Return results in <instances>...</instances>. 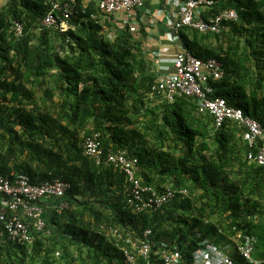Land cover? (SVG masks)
<instances>
[{
    "label": "trees",
    "instance_id": "1",
    "mask_svg": "<svg viewBox=\"0 0 264 264\" xmlns=\"http://www.w3.org/2000/svg\"><path fill=\"white\" fill-rule=\"evenodd\" d=\"M216 1L217 11L236 9L239 23L222 25L217 35L183 29L179 37L193 55L223 62V78L211 82L214 97L264 129V0ZM58 4L72 13L65 18ZM50 14L70 29L46 26ZM115 19L94 1L8 0L0 7V177L70 184L65 198L50 199V233H34L32 247L8 241L0 264H124L109 234L116 228L135 240L151 229L155 247L165 241L186 262L202 239L223 244L230 235L252 234L255 256L263 258L264 169L247 160L251 148L242 130L215 131L194 100L170 103L153 92L158 75L148 28L139 24L132 33ZM96 133L105 154L127 149L139 158L144 186L187 189L188 196L137 212L125 194V174L86 156L84 144ZM140 259L164 264L155 255Z\"/></svg>",
    "mask_w": 264,
    "mask_h": 264
},
{
    "label": "built area",
    "instance_id": "2",
    "mask_svg": "<svg viewBox=\"0 0 264 264\" xmlns=\"http://www.w3.org/2000/svg\"><path fill=\"white\" fill-rule=\"evenodd\" d=\"M144 2L145 0H100L99 7L107 14L125 13L124 15L130 17L133 10H139L144 6ZM163 3V12L168 11V19L170 20L169 35H166L163 40L170 42L175 41L177 43L178 38L176 36L183 29H191L202 34L218 33L223 20H234L237 18L236 13L233 11H225L216 17L211 15L209 12L214 9L216 0H163ZM55 10L61 11L63 8L58 4L55 6ZM70 11L67 8L63 12L65 18L72 13ZM59 19V17L50 14L45 19L44 24L56 27L61 32H67L70 28L68 22L63 19L59 21ZM141 21L145 22L143 18ZM130 31L136 33L137 26L133 24ZM16 34L18 36L22 34L20 26L16 28ZM155 55L162 60L163 53L157 52ZM173 65L174 74L162 75L159 79L160 91L170 100L175 99L176 96L194 99L199 105L200 111H209L216 116L218 125L222 124L226 117L234 120H243L241 111L230 108L223 99L214 100L209 96L212 93V89L207 88L211 71L216 79L221 76L216 71V63H204L193 57L188 51L181 50L175 55ZM246 123L249 128L246 138L252 142L261 134V130L258 124L254 122L246 121ZM88 144L91 148L89 152L94 151L95 142L89 141ZM260 157L262 158L261 163L264 164V150ZM121 166L132 177L131 181H133L134 185L129 187V192L131 191L136 199H140L145 189L134 180L132 172L129 171V165L123 162ZM68 188L69 185L60 179L45 181L42 184L35 185L27 175H19L13 182L0 178V197L5 198V196H8L9 202H4V204L9 207L10 211V216H8L5 208L0 209V228L2 229L3 227V230L9 235V239L14 242L32 243L31 226L33 225L37 231H42L46 225L43 219V202L49 197L62 198ZM171 196L172 194L168 193L164 197L157 199V205L160 206ZM145 207L149 206L145 204L143 208ZM23 217L31 221V224L26 223ZM1 229L0 245L3 243L4 236V231ZM115 233L117 234L118 232L115 231ZM136 247L140 248L145 254L148 253V249H145L146 246L142 247L137 244ZM202 257H204L202 264H206L205 262L211 264L204 254ZM129 261L132 262L133 259L129 258ZM226 264L232 263L227 262Z\"/></svg>",
    "mask_w": 264,
    "mask_h": 264
},
{
    "label": "clouds",
    "instance_id": "3",
    "mask_svg": "<svg viewBox=\"0 0 264 264\" xmlns=\"http://www.w3.org/2000/svg\"><path fill=\"white\" fill-rule=\"evenodd\" d=\"M99 2H100V0H98V3H97L98 6H99ZM216 5H217V1H216ZM216 5L214 6V9L209 12L211 15L216 17L219 14L224 13L225 11H233L236 13L237 18L234 20H229V19L223 20L220 24L221 25L220 32H218V33L202 34V33L197 32V31H195V32L202 34V35H217V34H220L222 32V30H223L222 25L225 26V24H238L239 23L240 13L236 9L230 8V9H226V10H218L217 11L215 8ZM143 7L139 10H133L131 12L130 17L128 15L127 16L124 15L125 13L124 14L123 13L108 14V15L114 16V17H116V19L120 18L121 20H124L125 22L127 20L126 24L128 23L131 26L133 24L136 25L137 31H138V25L139 24H143L146 28H149V26H151L153 23V19L151 17L152 14H150L148 11L143 10ZM102 12H104V11H102ZM105 14H107V13H105ZM124 16H126V17H124ZM142 18L145 20L146 23L141 21ZM154 18H155V16H154ZM225 27H226V29H228L227 26H225ZM188 30H191V29H188ZM169 32L170 31H168L165 34L164 38L166 37V35H169ZM179 33L176 36L178 38L177 43L174 41L175 42V44H174L173 41L170 42V41L165 40V42H167L166 43L167 46L163 45V46H159L158 48L154 47V49H151L150 55H151L152 61L154 63L153 64L154 70L158 75L157 76V83H156V84H158V87H153L152 91L153 92L158 91V94L170 103H173L177 97H180V96H176L175 99L170 100L166 95H164L159 89V81H160L159 79L162 75L166 76V75L174 74V65H173L174 57L178 51L186 50L193 57L197 58L198 60L203 61L204 63H209V62L216 63V65H217L216 71L218 73H220L221 76H220V78L216 79L214 77V74L211 71V74H210L209 79H208V87L207 88H211L212 93L209 96L211 99H214V100L223 99L226 101V99H224V98L214 97L215 89L211 85V82H217L223 78L224 73H225L223 62L220 59L215 58V57L199 58V57L193 55L187 48H185L183 46V44L181 42V38L179 37ZM149 36H151V35H149ZM149 36H148V38H149ZM164 38H162L161 40H163ZM151 39L152 40L154 39L153 36L151 37ZM214 45H215V42H214ZM171 46H172L173 50L171 49ZM167 51H171V53L170 54L166 53ZM157 52L163 53L162 60L155 55V53H157ZM163 65L171 66L170 70H164ZM207 88H206V90H207ZM182 97H185V96H182ZM186 98H189V97H186ZM189 99L194 100L192 98H189ZM226 103L230 108L241 111L243 120H234V119H230V118L226 117L224 119L223 123L218 125L217 124V118L215 115L211 114L209 111H205V112L200 111V107L197 104V102H196V105L198 106V110L201 114L208 115L213 119L215 131H219L220 129H222L226 125H236L239 129H241L242 130L241 137H242L243 141L245 143H247L249 145V147L251 148L250 151H248V153H247V160L249 162H251L252 164H255L258 167L264 169V164L261 163L262 158L260 157V154L264 150V129H263V126L260 124L259 121L255 120L249 116H246L244 111L241 108H236V107L230 106L227 101H226ZM246 121H251V122L258 124L259 129L261 130V134L259 136H257L252 142L246 138V134L249 132V128H248ZM89 141L95 142L96 147L94 148V151L89 152V149H91L89 144H88ZM84 149H85L86 156L94 159L98 165H100V163H102V162H105V164L112 166L115 170H118L119 172L125 174V194H126V197L128 199L129 205L132 208H134V206H135L136 208H134V209L137 212L160 210L164 205L171 203L177 197L178 194H180L182 196H188V193H187L188 190L187 189H183V190L180 189V191H178V190H172L171 188H166L163 192H158V191H153L151 188H149L147 186H144V184H143L144 181L140 178V176H138V173L140 172L139 158L135 157V156H131L127 149L116 150V151L111 150L105 154V152L102 148V145H101V135L99 133H96L95 139L88 138L86 140V142L84 144ZM123 162H125L127 165H129L128 168H129V171L132 172L134 180L136 182H138L143 189H145L144 193L141 194L140 199H136L135 196L132 194V192L131 191L129 192V190H128L129 187L133 186L134 184H133V181H131L132 177L128 174L127 171H125L122 168L121 165ZM0 178H4V179L11 181V179L9 177H0ZM57 179H60V178H57ZM53 180H55V179H53ZM60 180H62V179H60ZM48 181H51V180H48ZM62 181L66 182L65 180H62ZM67 184L69 185V188L67 189V191H68L70 189V184L69 183H67ZM67 191L65 192L64 196L61 199L65 198ZM168 193H171L172 196L166 202H164L163 204L158 206L157 205V199L164 197ZM51 198L54 202L58 199V198L49 197L42 204V206L44 207L43 219H44V222L46 223L45 228L42 231H37L33 225L30 228V234L33 237L32 243H29V242L19 243V242H14V241L10 240L9 235H7V233L3 230V227H2V229L1 228L0 229L2 231H4V236H3V243H2V245H0V248L3 247L8 241H10L12 243H16V244H20V245H28V246L32 247L35 244L34 233H41V234L45 233V235L49 234L50 232L46 231V227H47L46 216L47 217L49 216L48 215L49 212H48L47 208L50 205L49 203H50ZM4 202H6V203L9 202L8 196H5V198L0 197V209L5 208V211L7 212L8 216H10L9 207H6ZM145 204L148 205L149 207L143 208V205H145ZM56 206H59L61 208L65 207V205L62 203L57 204ZM138 207H140V208H138ZM263 208L264 207L260 208V210H263ZM260 218L261 217L259 215H255L253 218V221L258 223L261 221ZM23 220L26 223L31 224V221H29L28 219H26L24 217H23ZM115 231H117L118 233L116 234ZM143 233H144L143 236H140L143 239H138L135 237L136 238V240H135V239H133L134 237H131V232H127L126 233L127 237H125L124 232H122L119 228L111 229L109 231V234L112 236V238L115 239V241L117 242V246L120 248V250L122 252L124 264H140L139 263L140 258H143L144 260L149 261L151 259L152 255H155L157 257V259H159L160 261H164V264H202V261L204 259V257H202L203 254L206 256V258H208L210 260L211 264H226L227 262H231L232 264H264V257L263 258H256V256H255L256 255V244H257L258 239L256 236H254L252 234L251 235L246 234V238H244L242 240L240 239L239 234L230 235L229 237H226L227 241H226V243H223V244L216 243L215 241H213L212 239H209V238L202 239L198 242L197 249L193 252V259L191 260V262H186L185 260H183V261L179 260V257H181V259H182V256H180V254L178 252L170 249L168 244L165 241L162 242L161 246L155 247V243L150 240V237L152 236V233H153L151 229L144 230ZM220 233L223 234V230L220 229ZM137 244H139L142 247L146 246L147 248L145 247V249H148V253L145 254L140 248L136 247ZM129 258H132L133 261L130 262ZM235 258H237V260ZM205 263L207 264V262H205Z\"/></svg>",
    "mask_w": 264,
    "mask_h": 264
},
{
    "label": "crops",
    "instance_id": "4",
    "mask_svg": "<svg viewBox=\"0 0 264 264\" xmlns=\"http://www.w3.org/2000/svg\"><path fill=\"white\" fill-rule=\"evenodd\" d=\"M84 1L86 5L90 4L93 1L95 3H98V0H84ZM163 4H164L163 0H145V3H144L143 10L148 11L150 14H152L151 17L153 19L152 25L149 26L148 28V32L151 35L147 39L148 45H149L148 47L149 53L151 52V49H154V47L158 48L159 46H163V45L167 46L166 44L167 42L161 39L164 38L165 34L170 29V20L168 19V11L163 12L164 10ZM117 19H115V22L117 21ZM152 36L154 38L153 40L151 39ZM171 49L173 50L172 46H171Z\"/></svg>",
    "mask_w": 264,
    "mask_h": 264
},
{
    "label": "rangeland",
    "instance_id": "5",
    "mask_svg": "<svg viewBox=\"0 0 264 264\" xmlns=\"http://www.w3.org/2000/svg\"><path fill=\"white\" fill-rule=\"evenodd\" d=\"M8 0H0V7L1 6H3L6 2H7ZM166 53H171V51H167ZM170 68H171V66H167V65H163V69L164 70H170ZM261 253L263 254L264 253V251L263 250H261Z\"/></svg>",
    "mask_w": 264,
    "mask_h": 264
}]
</instances>
